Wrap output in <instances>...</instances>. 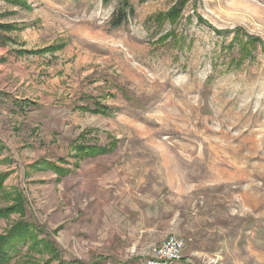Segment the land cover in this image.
Masks as SVG:
<instances>
[{
  "label": "rangeland",
  "instance_id": "374dc122",
  "mask_svg": "<svg viewBox=\"0 0 264 264\" xmlns=\"http://www.w3.org/2000/svg\"><path fill=\"white\" fill-rule=\"evenodd\" d=\"M129 1L114 28L120 0H0V208L25 198L0 234L57 252L12 264H145L170 234L171 264H264V0Z\"/></svg>",
  "mask_w": 264,
  "mask_h": 264
},
{
  "label": "trees",
  "instance_id": "16d2710c",
  "mask_svg": "<svg viewBox=\"0 0 264 264\" xmlns=\"http://www.w3.org/2000/svg\"><path fill=\"white\" fill-rule=\"evenodd\" d=\"M141 1L143 2L146 0ZM185 1L187 0H180L179 3H185ZM134 12L135 8L129 0H120L118 8L112 14L111 26L114 28L121 26L129 19V17L134 15ZM180 13L179 7L174 6L166 14V16L168 19L173 20ZM0 28L10 29L11 26L0 24ZM50 49L54 50L53 47ZM20 52L28 53L29 51L21 50ZM94 105V108L84 105L81 106V109L84 111L100 114H108V112H110V108L106 105H99L97 102H95ZM115 147V142L111 143L109 146L85 145L83 143H76L73 146L75 150V156L78 158L95 157L97 155L107 154L112 152ZM6 150L7 146L0 138V163L8 161V157H3ZM42 164L43 166H41ZM36 165L40 169H52L60 176H63V174L66 175V173L69 171V169H62L57 163L47 160L37 162ZM8 176V171L0 172V193L4 190V183ZM14 212H19L21 214L25 212V198L22 194H17L15 204L6 208H0V218L9 216ZM20 244H28L30 249L38 252H48L52 254L53 258L57 255L56 249H54L53 241H50L47 238H40L35 225L21 219L14 223V225L5 233L0 234V264H12V252L18 249Z\"/></svg>",
  "mask_w": 264,
  "mask_h": 264
},
{
  "label": "built area",
  "instance_id": "2783aa9c",
  "mask_svg": "<svg viewBox=\"0 0 264 264\" xmlns=\"http://www.w3.org/2000/svg\"><path fill=\"white\" fill-rule=\"evenodd\" d=\"M185 241L175 235L170 234L161 245L154 249V256L145 261V264H171L183 259Z\"/></svg>",
  "mask_w": 264,
  "mask_h": 264
}]
</instances>
